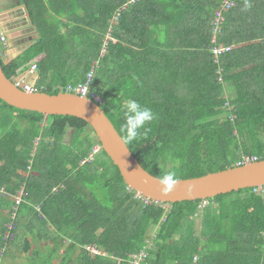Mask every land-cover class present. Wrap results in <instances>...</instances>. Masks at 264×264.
I'll return each instance as SVG.
<instances>
[{"label":"trees","instance_id":"16d2710c","mask_svg":"<svg viewBox=\"0 0 264 264\" xmlns=\"http://www.w3.org/2000/svg\"><path fill=\"white\" fill-rule=\"evenodd\" d=\"M17 1L39 37L8 64L0 60L5 76L35 64V87L53 95L83 83L95 63L90 95L120 137L126 100L155 113L147 134L125 144L152 176L174 171L191 179L236 167L245 156L264 159V8L257 0H236L218 26L221 0ZM61 16L66 22L53 20ZM215 46L233 48L216 61ZM0 104V256L12 259L16 250L29 264H128L144 251V264H192L195 255L200 264H264V193L219 195L201 212L203 200L168 211L144 206L103 151L81 164L100 145L83 120H45ZM18 191L24 196L15 206ZM45 227L55 237L42 253L31 247L52 237Z\"/></svg>","mask_w":264,"mask_h":264},{"label":"water","instance_id":"95a60500","mask_svg":"<svg viewBox=\"0 0 264 264\" xmlns=\"http://www.w3.org/2000/svg\"><path fill=\"white\" fill-rule=\"evenodd\" d=\"M13 24L5 27L6 32L8 34L21 32L23 26ZM31 34L20 33L8 38V42H15L20 35L26 38L25 43L32 42L34 39L28 36ZM0 101L15 109L37 112L44 117L70 116L83 120L93 130L101 150L117 167L124 184L154 203L194 202L264 185L263 159L197 178L180 179L170 191H164L158 179L138 164L114 126L94 101L71 93L49 95L42 92H23L22 86L16 87L5 76L1 63Z\"/></svg>","mask_w":264,"mask_h":264},{"label":"built area","instance_id":"2783aa9c","mask_svg":"<svg viewBox=\"0 0 264 264\" xmlns=\"http://www.w3.org/2000/svg\"><path fill=\"white\" fill-rule=\"evenodd\" d=\"M130 2H134L133 0H130ZM236 4V0H221L220 1V5L219 7L215 10L214 12V25H220L221 22L223 21V13L227 12L228 10H230L231 8H233ZM0 45L2 46V48H6L7 47V41H6V36L2 33H0ZM233 47L232 46H215L212 50L214 57L217 61V58H219V56L231 51ZM215 61V62H216ZM93 66L90 68L88 74L86 75L85 81L83 83H79L77 86L75 87H68L69 91H74L76 94L80 95L81 97H88L90 96L92 99H95L97 101H100V99L91 94L90 95V85H91V80L93 78L94 75V71L96 69V64H92ZM37 70L36 65H32L28 71L29 74H34ZM218 81L221 82V79L218 78ZM18 85V83H17ZM24 90L27 93H35L37 92V90L33 87L30 86H25L24 85ZM96 152V150L94 151ZM93 155V154H92ZM92 155H90V157H92ZM257 158L256 157H248L245 156L243 157L237 164L236 167L239 166H243L249 163H253L256 162ZM253 192L256 194H263L264 193V185L259 186V187H254L252 188ZM128 191H130L129 188H127ZM6 195V189L4 187L0 188V196H4ZM24 196L23 191H20L16 200V204H19L22 197ZM134 199L139 200L144 206L152 204L154 202L144 198L143 196H141L139 193H135L134 194ZM157 204V203H155ZM208 201L207 200H203L200 205L198 206L199 210H202L205 206H207ZM157 205H162V203H158ZM164 209L166 211L169 210L170 206L169 204H163ZM15 217V213L11 214V218L13 219ZM7 228V232L6 235L8 236L9 233L11 232V230L14 228L13 224H7L6 225ZM87 250L90 251L91 254H97L96 252H94L93 250H91V248L87 247ZM146 258H147V254L144 251H141L139 254L137 255H133L131 257V259L129 260L128 264H144L146 262ZM192 264H200L199 262V258L197 256L193 257L192 260Z\"/></svg>","mask_w":264,"mask_h":264},{"label":"crops","instance_id":"0c3cea01","mask_svg":"<svg viewBox=\"0 0 264 264\" xmlns=\"http://www.w3.org/2000/svg\"><path fill=\"white\" fill-rule=\"evenodd\" d=\"M253 1V0H252ZM250 2V3H249ZM249 2H247L248 3V6L246 7V9L250 6V5H252L251 4V1H249ZM257 2H258V6L259 7H263L264 8V0H257ZM10 5H9V4ZM6 4H8V7H7V5ZM6 8V10H3V9H5ZM14 9H17V10H19V11H22V13L27 17V20L29 21V25H30V27H25L26 28V32H23V31H21V30H24V29H21L20 31L21 32H18V33H13V34H8L7 32H6V29L4 28V27H6V25H9V24H11V23H17L18 22V20L19 19H13L12 21H9L8 20V18H10L11 16H9L10 14H8L9 12H10V10H14ZM6 11V14H4V12ZM8 16V17H7ZM65 18L66 17H59V19L58 20H60L61 22H66L65 21ZM8 20V21H7ZM0 27H1V31H0V33H2V34H4L5 36H6V41H7V47L4 49V48H2V46L0 45V50H1V52H0V60L4 63V64H8L9 62H11L12 60H14V59H16L17 57H19L20 55H22V53L26 50V49H28L30 46H32L34 43H35V41L37 40V38L39 37L38 36V33H37V30H36V27L35 26H33L32 24H31V22H30V20H29V18H28V15H27V12H26V9H25V7H24V5H19V3H18V1L17 0H15V1H13V0H1L0 1ZM63 27V25H61V28ZM69 27H73V26H69ZM261 32H264V29H262V30H260ZM24 33V35H26V34H31V36L30 35H28L29 37H31V39H34L32 42H29V43H27V44H24V45H22V43H24L25 41H27L26 40V38L24 37V35L22 36V35H20V36H18L16 39L17 40H15V42H13V43H9L8 42V38H10V37H12V36H17V35H19L20 33ZM22 37V38H21ZM28 37V38H29ZM25 38V39H24ZM30 39V38H29ZM16 44H18V45H16ZM15 45V46H14ZM26 46H29V47H26ZM41 57H39V58H37L34 62H32V63H36V61L37 60H39ZM31 63V64H32ZM30 64V65H31ZM93 64V63H92ZM29 65V66H30ZM29 68V67H28ZM28 68L26 69V70H24L23 72H21L20 74H19V76L20 75H22V74H24V73H26L27 71H28ZM39 79V74H38V71L36 72V74L35 75H33V76H31L30 78H29V80H28V82H29V84H34V83H37V79ZM74 80H75V78H73ZM46 120V119H45ZM99 148H100V145L98 146ZM101 150V149H100ZM1 188V187H0ZM11 190H15V189H13V188H11ZM34 208L36 209V211H38L39 210V206H34ZM52 230V229H51ZM52 236H53V234H52ZM54 240V239H53ZM53 240H52V238H43V241H46V244H47V247L46 248H48L49 250H50V248H51V243L53 242ZM48 249H43L42 251H40V252H42V253H46V252H48Z\"/></svg>","mask_w":264,"mask_h":264},{"label":"clouds","instance_id":"9594fccd","mask_svg":"<svg viewBox=\"0 0 264 264\" xmlns=\"http://www.w3.org/2000/svg\"><path fill=\"white\" fill-rule=\"evenodd\" d=\"M108 40H110L109 35L106 36V41ZM103 52H105L104 49ZM101 56H103V54H101ZM123 116L124 123L120 126V131L124 134L121 139L125 144H129L139 137L145 136L149 130L146 126L156 119V115L151 108L141 105L135 99H128L125 101ZM141 129L144 131L141 132ZM157 179L164 191H170L178 182L174 171L166 172Z\"/></svg>","mask_w":264,"mask_h":264},{"label":"rangeland","instance_id":"374dc122","mask_svg":"<svg viewBox=\"0 0 264 264\" xmlns=\"http://www.w3.org/2000/svg\"><path fill=\"white\" fill-rule=\"evenodd\" d=\"M13 1H15V0H13ZM9 4V3H8ZM8 4H6L7 5V7H8ZM10 5V4H9ZM3 10H6V8L5 9H3ZM4 14H6V11L4 12ZM8 14H10L9 16H11L10 18H8V20L9 21H12L13 19H19L18 20V22L17 23H14L15 25L16 24H18V25H21V26H23V29L24 30H21V31H23V32H26L25 30H26V28L25 27H30V25H29V21L27 20V17L22 13V11H19V10H17V9H14V10H10V12L8 13ZM8 17V16H7ZM62 17V16H61ZM59 19V18H58ZM57 18L56 19H53L54 21H57V23L59 24V21L60 20H58ZM7 20V21H8ZM13 24V25H14ZM5 28V27H4ZM64 32H66L67 31V33H68V29L66 30V29H64L63 30ZM22 32V33H23ZM70 32V31H69ZM67 35V34H66ZM67 37V36H66ZM106 41V40H105ZM105 51V50H104ZM0 52H1V50H0ZM105 54V52L103 53V55ZM29 70V69H28ZM37 79V78H36ZM38 79H37V84H38ZM40 92V91H39ZM43 93V92H42ZM66 93H68V92H66ZM71 94H74V93H71ZM96 101V100H95ZM97 103H101L100 101H96ZM0 107H1V104H0ZM92 130V129H91ZM87 132H89V135H90V137L91 138H94L95 137V135H94V133H92V132H90V130L89 129H87ZM96 138V137H95ZM69 139H70V131H68L67 132V135H66V137L64 138V142L65 143H68L69 142ZM36 142L37 141H35L34 142V144H36ZM98 146L97 145H95L93 148H92V150H94L95 148H97ZM99 152H100V149H99V151H98V153L97 154H99ZM92 153V152H91ZM90 153V154H91ZM96 154V155H97ZM83 163V162H82ZM81 163V164H82ZM127 188H129V187H127ZM130 189V188H129ZM53 192L54 191H56V188H54L53 190H52ZM130 191H131V189H130ZM200 212L202 211V210H199ZM190 223V226H191V229H192V232H199L200 230H199V223L197 222V220L195 219L194 220V218H192L191 219V222H189ZM188 223V224H189ZM13 224V226H14V223H12ZM193 224H194V226H193ZM50 227L51 228H53L51 225H50ZM50 227H45L44 228V230H45V233L50 237V236H52V234H54V230H51V228ZM154 234H152V236H153ZM151 236V235H150ZM151 236V237H152ZM55 237V235L54 236H52L51 238H54ZM150 237V238H151ZM45 247H47V244H46V241H43V240H41V241H38V240H34V242H32V249H37V250H39V251H42L43 249H46ZM10 249V252H12V251H14L15 250V248L13 247V245H8L7 246V250H9ZM85 249H87V247H85ZM91 250H93L94 252H96L97 254H99V255H101V256H105V254L104 253H100L97 249H95L94 247H92L91 248ZM9 252V253H10ZM8 253V254H9ZM12 255H14V258H10V257H8V256H6V257H2V256H0V264H29L28 263V261L26 260V258L24 257V256H19L18 254H17V252H16V250H15V252L13 253H11ZM15 256H16V258H15ZM196 256V255H195ZM198 257V256H197ZM59 259V257H57L56 258V260H55V263H58V260Z\"/></svg>","mask_w":264,"mask_h":264},{"label":"bare ground","instance_id":"6f19581e","mask_svg":"<svg viewBox=\"0 0 264 264\" xmlns=\"http://www.w3.org/2000/svg\"><path fill=\"white\" fill-rule=\"evenodd\" d=\"M22 44H25V42L24 43H22ZM27 44V43H26ZM35 65V64H34ZM30 69V68H29ZM29 71V70H28ZM28 71L26 72V73H24V74H22V75H18V76H16L15 78H12V79H10L12 82H13V84L16 86V87H19V86H22V91L23 92H25V90H24V85L25 86H30V87H33V88H35L36 90H37V88L35 87V84L36 83H34V84H29V82H28V80H29V78L31 77V76H33V75H35L36 74V72H37V70H36V72L34 73V74H29L28 73ZM17 83H18V85H17ZM70 87V86H69ZM73 88V87H72ZM37 92H39L38 90H37ZM66 92H68V93H74V94H76L74 91H69L68 90V87H67V89H66V91L65 92H60V93H66ZM27 93V92H26ZM76 95H78V94H76ZM78 96H80V95H78ZM86 98H88V97H86ZM88 99H91L92 101H94L96 104H97V100L95 101V99H92V98H88ZM98 105V104H97ZM45 119H47V117H45ZM93 131V130H92ZM94 133V132H93ZM99 149H101V147L99 148V147H97V148H95L94 150H92V153L90 154V155H92V157L95 155V154H97L98 153V151H99ZM96 150V152H94ZM102 151V150H101ZM90 155L88 156V158H86V159H84L82 162V164H84L85 162H89L91 159H92V157H90ZM128 187V186H127ZM131 189V188H130ZM131 191H133V190H131ZM19 192L20 191H18L17 192V197H18V194H19ZM134 192V191H133ZM134 193H137V192H134ZM17 200V199H16ZM22 200V199H21ZM205 200H208V199H205ZM151 201V200H150ZM21 202V201H20ZM155 204V203H154ZM158 204V203H157ZM19 204H16V202H15V206H18Z\"/></svg>","mask_w":264,"mask_h":264},{"label":"flooded vegetation","instance_id":"af4514ba","mask_svg":"<svg viewBox=\"0 0 264 264\" xmlns=\"http://www.w3.org/2000/svg\"><path fill=\"white\" fill-rule=\"evenodd\" d=\"M7 26V25H6ZM24 34V33H23ZM26 44V43H25ZM22 45H24V44H22Z\"/></svg>","mask_w":264,"mask_h":264}]
</instances>
